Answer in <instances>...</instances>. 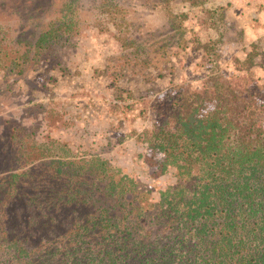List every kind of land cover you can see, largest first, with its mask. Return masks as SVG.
Listing matches in <instances>:
<instances>
[{
	"label": "trees",
	"instance_id": "16d2710c",
	"mask_svg": "<svg viewBox=\"0 0 264 264\" xmlns=\"http://www.w3.org/2000/svg\"><path fill=\"white\" fill-rule=\"evenodd\" d=\"M87 1L0 0V105L21 110L0 116V264H264V127L232 87L166 91L153 127L141 133L186 183L164 207L162 233L123 168L72 148L60 131L40 136L45 126L74 124L34 100L29 74L64 65ZM170 1H156L165 10L160 28L144 30L128 1L112 0L107 12L126 51L111 63L114 72L146 76L168 47L185 45L186 14H173Z\"/></svg>",
	"mask_w": 264,
	"mask_h": 264
},
{
	"label": "rangeland",
	"instance_id": "374dc122",
	"mask_svg": "<svg viewBox=\"0 0 264 264\" xmlns=\"http://www.w3.org/2000/svg\"><path fill=\"white\" fill-rule=\"evenodd\" d=\"M102 1H87L85 27L73 37L75 45L65 53L64 65L51 69L42 64L29 74L28 80L37 86L34 100L55 105L52 115L60 114L74 124H58L49 132L45 126L39 134L60 131L72 148L81 145L123 168L141 187L146 215L162 233L164 207L186 183L176 166L165 161L163 147L141 133L153 127L154 107L166 91L211 92L217 81L239 93L241 104L252 105L257 123L264 127V0H203L197 5L171 0L167 8L173 14H186L181 27L185 45L168 47L166 57L141 77L110 67L126 51L107 12L112 0L108 6ZM125 1L132 20L144 30H158L166 19L157 0ZM20 84L26 88L25 82ZM11 112L21 114L16 106L3 110L0 105V116Z\"/></svg>",
	"mask_w": 264,
	"mask_h": 264
}]
</instances>
